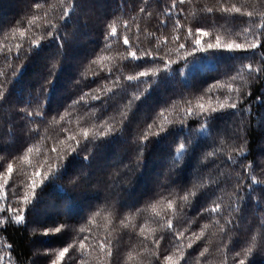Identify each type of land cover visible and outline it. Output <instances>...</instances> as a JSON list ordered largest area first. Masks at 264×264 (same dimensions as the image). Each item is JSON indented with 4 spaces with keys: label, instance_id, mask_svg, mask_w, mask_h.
Here are the masks:
<instances>
[{
    "label": "trees",
    "instance_id": "trees-1",
    "mask_svg": "<svg viewBox=\"0 0 264 264\" xmlns=\"http://www.w3.org/2000/svg\"><path fill=\"white\" fill-rule=\"evenodd\" d=\"M172 3L0 0V264H264V0Z\"/></svg>",
    "mask_w": 264,
    "mask_h": 264
},
{
    "label": "snow or ice",
    "instance_id": "snow-or-ice-1",
    "mask_svg": "<svg viewBox=\"0 0 264 264\" xmlns=\"http://www.w3.org/2000/svg\"><path fill=\"white\" fill-rule=\"evenodd\" d=\"M184 2H185V0H179V3H180V4H183ZM37 7H39V5H37ZM172 9H173V10H176V11H178V12H182V11H183L182 9H177V0H173V3H172ZM140 11L143 12L144 9L141 8ZM207 11H208V12H212L213 9H212V8H209ZM220 11H223V12H229V13H232V12H235V13H241V8H240V7H237L236 5H232L231 7H227L226 5L221 4V6H220ZM246 14H247L249 17H252V16H253V12H247ZM260 16H261V22L258 24V31H257V34H256V39H254V40L249 44V47L252 48V49H255V48H257V47L259 46V43H260V41H259V37H260V36H264V13H261ZM162 23H164V22L162 21ZM124 27H125V29L127 30L128 25L125 24ZM175 27H176L177 31H179L180 27H182V25H180L179 19H177ZM197 31H198V32H201L202 30H199V29H198ZM187 33H188V36H189V37H191V36L194 35V33H193V31H192L191 28H189V29L187 30ZM202 34H203V35H208L207 32H202ZM111 35H112V36H116V29H115V28H112V30H111ZM19 36H20V38H21V41H20V43H17V44H16V48H17L18 50L21 49V48L23 47L24 37H25V32H24L23 30H19ZM177 39H179V36H177ZM123 42H124L125 45H127V44L129 43L127 37L124 38V41H123ZM32 43H33V44H38V42H36V41H33ZM194 43H195L196 45H200V40H199V39H196V40H194ZM213 46H214V45L211 44V43H209V44L207 45V47H208L209 49L213 48ZM215 46H216V47H219V46H220V41H219V39H217V41H216V45H215ZM178 47H179L180 49H182V48L185 47V45H184V43H180V44L178 45ZM227 47H228L229 49H232L233 45H232V44H229V45H227ZM235 47H236V48H241L242 45H241V44H235ZM9 51H11V49H9ZM158 55H159L158 53L154 54L151 50L141 51L140 56H137V52H135V51L131 52V56H132L133 60H136V59H142V58H144V57H148V58H150V59H152V60H155L156 57H157ZM167 63H168V62L165 61V65H166V66H167ZM145 67H146V66H145ZM245 67L247 68V71H248V73H249L250 75H252V74H256V76H257V78H258L259 74L262 73V72H264V53H261V62H260L259 64L255 65V66L252 65V64H249V65H246ZM148 74H149V73H148L147 71H143V72H139L138 75H139L140 77H146ZM237 75H239V74H237ZM127 79L131 81V80L137 79V77H136V76H133V75H129V76L127 77ZM231 79H232L233 81H235V80L237 79V76H233V77H231ZM213 87H216V86L214 85ZM208 91H211V89H209ZM232 91H233V89H232L231 87H229V88H228V92H232ZM236 91L238 92L239 89H236ZM93 98L96 99V98H98V97H93ZM0 99H3V92H2V91H0ZM242 99H243L242 96H238V97L236 98V100H234L231 104H228V101H227V99H226V100L224 101V104H221L220 107L223 108L225 105H227V106L231 107L232 109H236V107H237V102H238L239 100H242ZM198 107H199L200 109H204V105H203V104H199ZM215 111H216L215 108H212V109H211V113H214ZM29 115H32V113H29ZM37 115H40V114L37 113ZM188 115H193V112L191 111V109H189ZM199 115H200V116L210 115V113L206 110V111H204V112L199 113ZM149 127H151V125H150ZM104 134H105L104 132L99 133V135H104ZM83 135H84L85 138H87V137H88V132L85 131V132L83 133ZM69 139H71V140H76L75 136H70ZM79 143H80V142H79L78 140H76V145H77V146L79 145ZM52 150L55 151V148H53ZM72 150L75 151V148H73ZM180 150H181V152L185 151L184 145H181V146H180ZM29 151H31V149H29ZM241 151H242V149H241ZM213 154H214V153H210L209 155H213ZM85 159H87V156H85ZM230 159H231V158H230ZM12 171H13V166H12L11 163H8V164H7V172H8V173H11ZM245 171H246V172H251V175L249 176V179L251 180V184H257V178H256V176H255V174H254V171L251 170V165H248V166L245 168ZM36 175H39V172H37ZM44 178L46 179L47 177L45 176ZM242 179H243V178H241V180H242ZM237 183L240 184L241 181L238 180ZM4 184H5V185L7 184V179H5ZM250 187H251V185H246V186H245L246 189H247V188H250ZM0 190H3L2 187H0ZM184 199H187V196H185ZM0 203L10 204V202L7 200L6 196H0ZM24 203H28L27 196L24 197ZM169 207H172V205L169 204ZM5 211H8V212H12V213H13V215L10 217V219L13 220L15 223L20 224V223L24 222L25 217H24V213H23V210H22V209H13V208H11V207L5 209L4 207H0V213H4ZM205 211H209V209H205ZM210 211H211L212 213H217V212H219V211H220V206H219V204H215L213 207H211ZM3 226H4V222H3L2 219H0V227H3ZM171 228H172V225H171V223L169 222V229H171ZM62 229H63V226L61 225V226H57V227H55L54 229H52V230H50V231H54L55 233H59V232L62 231ZM81 231H84V229H81ZM45 234H47V231H46ZM180 235H182V233H179V232L176 233V236H177V237H179ZM83 239H84L83 237L80 238L81 241H82ZM158 243H159V241H157V244H158ZM71 246H72V245H69V246H67V247H64L61 251H59L58 254H57V256H56V259L53 261V264H58V261L63 260V258L65 257V254L68 253V251H69V247H71ZM79 246H80L81 248H83V247H84V244L81 242V243L79 244ZM189 246H190V245H189ZM9 247H10V246H9ZM101 247H103V245H102ZM247 251H248V252H251V248H248ZM107 255H108V256H111V246H110V245H109V247H108ZM236 255H239V253H237ZM2 259H3V258L0 257V261H2ZM166 259H168V260L170 261V260L172 259V257H171V256H168ZM238 264H245V259H244V258L239 259Z\"/></svg>",
    "mask_w": 264,
    "mask_h": 264
},
{
    "label": "rangeland",
    "instance_id": "rangeland-1",
    "mask_svg": "<svg viewBox=\"0 0 264 264\" xmlns=\"http://www.w3.org/2000/svg\"><path fill=\"white\" fill-rule=\"evenodd\" d=\"M217 138H220L223 136V130H221V128L219 127V129L216 130V135Z\"/></svg>",
    "mask_w": 264,
    "mask_h": 264
}]
</instances>
